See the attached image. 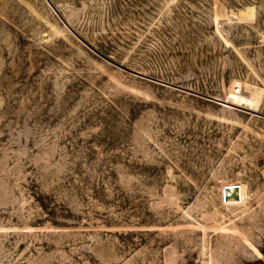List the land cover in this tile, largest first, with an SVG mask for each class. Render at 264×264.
<instances>
[{
	"label": "rangeland",
	"instance_id": "obj_1",
	"mask_svg": "<svg viewBox=\"0 0 264 264\" xmlns=\"http://www.w3.org/2000/svg\"><path fill=\"white\" fill-rule=\"evenodd\" d=\"M234 80L264 90V0H0V264L264 260Z\"/></svg>",
	"mask_w": 264,
	"mask_h": 264
},
{
	"label": "bare ground",
	"instance_id": "obj_2",
	"mask_svg": "<svg viewBox=\"0 0 264 264\" xmlns=\"http://www.w3.org/2000/svg\"><path fill=\"white\" fill-rule=\"evenodd\" d=\"M225 9L226 8L223 9L224 15L227 14ZM238 87H242L240 93L235 91ZM262 91L264 90H261L259 87H251L249 84L247 85L240 80H234L228 92L230 99L229 101L227 100L226 103L242 105L251 112H259L263 102ZM220 198L222 204L228 209L244 207L248 199L246 186L242 182L224 181L220 187Z\"/></svg>",
	"mask_w": 264,
	"mask_h": 264
},
{
	"label": "trees",
	"instance_id": "obj_3",
	"mask_svg": "<svg viewBox=\"0 0 264 264\" xmlns=\"http://www.w3.org/2000/svg\"><path fill=\"white\" fill-rule=\"evenodd\" d=\"M250 264H264V260L261 259V260L256 261L255 263H250Z\"/></svg>",
	"mask_w": 264,
	"mask_h": 264
},
{
	"label": "built area",
	"instance_id": "obj_4",
	"mask_svg": "<svg viewBox=\"0 0 264 264\" xmlns=\"http://www.w3.org/2000/svg\"><path fill=\"white\" fill-rule=\"evenodd\" d=\"M241 90H242V88H241V87H238V88H236V92H237V93H240V92H241Z\"/></svg>",
	"mask_w": 264,
	"mask_h": 264
}]
</instances>
